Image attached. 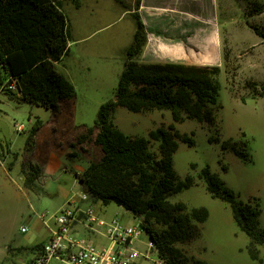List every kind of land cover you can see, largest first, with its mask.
Wrapping results in <instances>:
<instances>
[{
  "label": "rangeland",
  "instance_id": "374dc122",
  "mask_svg": "<svg viewBox=\"0 0 264 264\" xmlns=\"http://www.w3.org/2000/svg\"><path fill=\"white\" fill-rule=\"evenodd\" d=\"M145 2L153 6L149 8L152 17L169 26L162 27L165 31L179 28L177 32L170 30L168 36L183 41L187 37L192 41L194 48H187L192 62L218 66L215 46L220 48L218 100L221 106L215 113L216 128L221 140H239L244 134L252 157L251 163H244L232 153H223L219 144L209 142L210 136L216 134L215 128L210 129L193 119L174 124L180 133H193L195 141L192 147L178 143L173 154L174 170L179 179L190 176L196 185L168 200L183 203L187 211L204 207L208 212L201 225L200 236L192 242L175 246L186 258L203 264H264V247L256 245V258H250L247 250L249 239L234 222L229 205L211 198L203 181L198 178L201 169L208 165L211 172L239 196V200L258 204L261 210L259 223L264 228V98L253 99L248 88L249 83H255L259 92L264 85V43L252 29L256 27L264 32V8L261 13L256 12L264 7V0ZM106 3L113 5L106 7L113 10L99 11L98 7L93 15H90L88 6L75 10L73 0L62 3L69 23L72 57H77L80 52L82 45L77 41L80 36L95 35L83 44L89 50L86 63L91 68L90 73L72 77L77 88L73 111V124L77 129L92 127L100 105L114 99L123 68V49L129 44L134 30L132 13L136 12L135 0H118L115 4L106 0ZM97 4L101 5L100 2ZM86 21H90L88 25ZM182 24H186V28H182ZM0 89L6 94L0 95V159L5 164L14 163L7 171L0 165V264H32L31 250L16 247H28L44 238L46 231L39 216L45 213L49 219L67 200L83 193L73 174L79 168H86L90 162L99 161L102 153L94 142L95 131L78 141L80 135H76L77 130L73 131L70 121L63 118L62 108L56 113L55 130L61 136L59 146L65 149L70 142L72 146L66 149L75 157L61 159L63 170L44 179L42 188L40 183L34 185V191L23 186L19 171L25 162L23 156L30 153L24 148L26 137L36 120L47 119L49 112L19 104L12 100L15 98L5 88ZM112 122L125 135L144 138H148L151 130L173 123L170 113L165 110L132 113L122 107L115 108ZM76 137L77 142H72ZM157 145L151 141L150 150L156 152ZM221 165L227 167L225 171ZM99 209L107 220L118 218L122 224L134 221L129 212L115 204H97L96 210ZM21 227L27 228V232L21 233ZM100 239L95 244L107 246ZM147 243L145 234L135 243V248L146 256L145 259L140 258L138 264H157V254L154 249L148 250Z\"/></svg>",
  "mask_w": 264,
  "mask_h": 264
},
{
  "label": "trees",
  "instance_id": "16d2710c",
  "mask_svg": "<svg viewBox=\"0 0 264 264\" xmlns=\"http://www.w3.org/2000/svg\"><path fill=\"white\" fill-rule=\"evenodd\" d=\"M64 0H0V86L18 103L37 106L56 113L61 100L74 98L73 85L54 67L67 54L69 23L62 8ZM118 2V0H114ZM141 0H135L136 10ZM75 7L78 2L73 0ZM263 6L257 13H261ZM135 30L131 43L124 51L123 68L119 74L114 99L100 105L92 127H87L78 141L96 131L94 142L102 156L90 162L75 175L94 202L114 203L141 221L152 242L158 260L164 264H203L186 258L175 244L192 242L200 236L201 225L208 217L204 207L186 210L183 203H171L168 198L195 186L190 176L179 179L173 167V154L178 143L194 146L193 133H180L176 123L193 119L210 129L223 153H232L244 163H251L248 142L242 139L221 140L216 128L215 113L220 108L218 76L220 68L184 63H142L138 57L146 44L144 25L136 12L132 13ZM264 43V32L252 27ZM226 59V57H225ZM14 83L16 92L7 85ZM249 83L254 98L264 96V85L258 92ZM244 102V100H242ZM116 107L132 113L152 110L168 111L172 124L158 127L148 138L131 137L122 133L112 122ZM36 122L26 137L24 148L30 152L34 135L40 128ZM157 142V151L150 142ZM72 146V145H71ZM223 171L225 165H221ZM25 184L34 189L41 169L31 162L22 164ZM211 198L230 207L232 218L249 239L248 253L256 257L255 246L264 247V228L260 226L261 210L249 200L243 202L208 165L198 176ZM37 245L35 249H39Z\"/></svg>",
  "mask_w": 264,
  "mask_h": 264
},
{
  "label": "crops",
  "instance_id": "0c3cea01",
  "mask_svg": "<svg viewBox=\"0 0 264 264\" xmlns=\"http://www.w3.org/2000/svg\"><path fill=\"white\" fill-rule=\"evenodd\" d=\"M97 1L100 2L101 5L98 6ZM109 1L114 2L113 4H115V2H116L114 0H109ZM78 2H79L78 7H75V6H72V7L75 10L80 11L84 6H86V7L88 6L90 8V15H93V13L96 14V12L98 11V7H100L99 11H107L108 12V11L113 10L112 8H106L107 6L108 7L113 6L109 3H106V0H85V1L84 0H78ZM149 8H153V6L150 4L148 5V3L145 2V0H141L140 4L136 10V12L139 14V17H140V19L144 25V29L146 32V39H147L146 44L143 47V49H142V51L138 57L139 58L138 61L142 62V63H168V62H170V63H184V64H189V65H201V66L205 65V64H197L195 62H192L189 59V57L191 55L188 53L187 48H188V46L190 47L191 50L194 48L192 45V41L191 42L188 41L187 37L184 38V41H183L182 39H177V37L173 38L171 36H168V34L170 33V30H172V29L170 28V30L165 31L162 27L166 26V25L163 24L159 19L153 18L151 15L152 13L150 12ZM126 12L128 13L129 11H126ZM88 22H90V21H86L87 25H88ZM170 26H171V24H170ZM186 26H187L186 24L181 25L182 28H186ZM167 27H169V26H166L164 28H167ZM171 27L176 28L174 26H171ZM134 30H135V25H134ZM134 30L131 34V39H130L129 44L131 43ZM178 30H179V28L177 27L176 29H174L172 31L177 32ZM68 32H69V30H68ZM90 37L92 39L95 37V35H93V36L92 35L80 36L79 37V39L77 41H79V44L82 45L83 47L81 46L80 52H79L77 57H72L71 46H70V35H69V42H68L69 50H68L67 54H65L59 61L54 63L55 69L60 74H62L73 85L75 91L77 90V88H76V86L72 80L73 79L72 77H75V75H79L80 73L88 74L91 71V68L86 63V57L89 55L88 46L83 45L84 43H87L88 41L91 40V39L88 40V38H90ZM129 44L123 49V53H124L125 49L129 46ZM215 55H216V63L219 66L220 48H218L216 46H215ZM85 80H87V79H85ZM3 94L6 95L0 89V95H3ZM261 98H264V96ZM257 99H259V98H257ZM12 100L16 101V99H12ZM75 100H76V92H75L74 98L67 99V100H61L59 102L58 111L63 108V112H64L63 118L70 121V125H69L70 128L73 131L77 130L76 135L81 136L83 133L86 132L87 127L81 126V127H79V129H77V127L73 124V111H74ZM46 111L49 112V117L47 119L36 120V122L37 121L40 122L41 126L36 131V133L34 135L33 149L30 151V153H28V155L23 156V159H24L23 161L26 162L27 160H29L32 164L37 165L41 169L40 177L34 183L36 185H39V183H40L41 188L43 186L44 179H46L50 175H54V173H56V172L63 170V167H62L63 163L60 162L61 159L75 157L73 153H69L71 151H68L66 149V148L71 147L70 142H67L68 146H65L66 147L65 149L61 148V146H59V142L61 141L60 140L61 136H60V133H57L55 130V128L57 127V121H56L57 114L56 113L58 111L56 113H53L49 110H46ZM95 134H96V131H95ZM75 141L77 142V137L73 138V140H72V142H75ZM17 157H18V154H17ZM85 159H87L89 161V159L87 157H85ZM0 165L2 167L4 166L5 171H7V170H11V168L14 166V163L9 162L8 164H5L0 159ZM6 165H8V166H6ZM21 167H22V165H21ZM86 168H79L78 171L74 172V174H73L74 175V181H76L77 184L80 185V187L82 188V192H87V191L84 189V187L81 185V183L77 180L75 175H79ZM19 174L21 175V181L23 183V186L30 188L25 184V179H24V176L21 172V168H20ZM30 190L34 191L33 188H30ZM67 202H68V200L66 201L65 204L62 205V207L60 209H62L64 206H66ZM97 204L102 205V206H108V205L114 204V203H110L108 205H103L100 201L94 202L95 211L103 219L107 220L105 218L106 216L104 215V213L101 209H99L98 211L96 210ZM118 207H120V206H118ZM60 209H58L55 213H57ZM41 215L39 217H40L41 221L43 222L42 224H43L44 229L46 231V235L44 236V238L38 242H35L34 244H32L31 246H28V247H22V246L16 247V248L30 249L31 250L30 255H32V257L36 251V249H35L36 245L44 243L49 238V236L51 235V231L55 229V225L52 221V216L49 219H46V217H44V219H42ZM96 228H97L98 232L102 231V228H100V227H96ZM72 232L74 234H76L77 236L86 238L87 240L91 241L94 245H97V244H95V242L99 241L100 238H101L100 239L101 241L102 240L104 241V244H106V245L108 244L107 239H105L102 235H100L98 233H92L87 228H85L83 224H81L79 222H77L73 225ZM31 260H30V262H31ZM137 264H138V262H137Z\"/></svg>",
  "mask_w": 264,
  "mask_h": 264
},
{
  "label": "built area",
  "instance_id": "2783aa9c",
  "mask_svg": "<svg viewBox=\"0 0 264 264\" xmlns=\"http://www.w3.org/2000/svg\"><path fill=\"white\" fill-rule=\"evenodd\" d=\"M7 89L16 92L14 83H9ZM43 214L42 219L46 216ZM52 221L55 229L35 251L32 264H137L140 258H146L135 248L136 241L145 234L141 221L134 219L132 224H122L118 218L103 219L95 211L94 200L87 192L69 199L66 206L52 215ZM77 222L107 239V246L94 245L74 234L72 227ZM96 227L102 231L98 232ZM26 231L25 227L20 228L21 233ZM147 248L154 249L149 239ZM157 264L164 263L158 260Z\"/></svg>",
  "mask_w": 264,
  "mask_h": 264
}]
</instances>
